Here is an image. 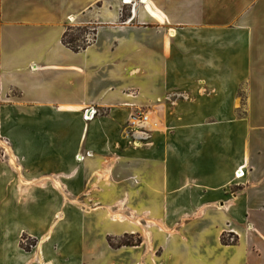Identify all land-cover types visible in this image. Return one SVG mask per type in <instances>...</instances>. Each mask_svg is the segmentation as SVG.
<instances>
[{
  "label": "crops",
  "instance_id": "0c3cea01",
  "mask_svg": "<svg viewBox=\"0 0 264 264\" xmlns=\"http://www.w3.org/2000/svg\"><path fill=\"white\" fill-rule=\"evenodd\" d=\"M0 145V264H264V0H0Z\"/></svg>",
  "mask_w": 264,
  "mask_h": 264
},
{
  "label": "rangeland",
  "instance_id": "374dc122",
  "mask_svg": "<svg viewBox=\"0 0 264 264\" xmlns=\"http://www.w3.org/2000/svg\"><path fill=\"white\" fill-rule=\"evenodd\" d=\"M67 29H68L69 36L70 35H73V36H77L78 37V39L75 41V44H78V45H82L83 43H85L87 41V38H91L92 37L91 30L88 27H85V26H82V25H77V24H74V23H70V24H68ZM3 149L6 150V148L4 146H1L0 145V155H3ZM45 209L46 208H44V210H43V215L46 216V217H48L50 219L51 218V210L50 209H46L45 210ZM28 211H29L28 218H26L25 216L24 217L26 218V220H27L28 223H30L33 226H35L36 223L34 222V219L33 220L30 219V218H34L35 215H36L34 205H32L31 208H30V210H28ZM114 211H116V210H114ZM16 216L19 219H21V211L20 210H18L16 212ZM112 218L114 219L113 216H112ZM57 227H59V230H62V232H63L64 235H66V236H72V229L70 228V226H68L66 224H63L62 222H58L57 223ZM96 230H98V226L96 227ZM231 237L232 236L229 237L228 241H231L230 240ZM138 241H139L138 238L135 239L133 237H130L129 238V237H126L125 236V237H122L120 240H118V243H123V244H136ZM111 243H112V245H116V243L113 242V241H111ZM21 244H22V246L24 248L30 249V247L32 245H34L35 242L32 241V240L23 238V241L21 242ZM81 258H82V256H81Z\"/></svg>",
  "mask_w": 264,
  "mask_h": 264
},
{
  "label": "built area",
  "instance_id": "2783aa9c",
  "mask_svg": "<svg viewBox=\"0 0 264 264\" xmlns=\"http://www.w3.org/2000/svg\"><path fill=\"white\" fill-rule=\"evenodd\" d=\"M129 5L135 6L136 3H142L145 4L146 0H129ZM123 4H126V0H122ZM120 13H122V9L120 10ZM91 38H87L86 43H88L90 41ZM96 114V110L92 109V108H87L83 111V119L85 121L90 120L91 118L94 117V115ZM150 121V117H148V115H144V114H133L131 116V124L134 126L133 129L135 130H140L141 128H143V126L148 123ZM80 159H82V156H79ZM242 167V166H241ZM244 175V172L239 171V169L237 170V172L235 173V177L236 178H240ZM231 241H234V237L230 238Z\"/></svg>",
  "mask_w": 264,
  "mask_h": 264
},
{
  "label": "trees",
  "instance_id": "16d2710c",
  "mask_svg": "<svg viewBox=\"0 0 264 264\" xmlns=\"http://www.w3.org/2000/svg\"><path fill=\"white\" fill-rule=\"evenodd\" d=\"M68 29L63 34V42L68 45L72 50L78 51L83 48L87 43H83L82 45L75 44V41L78 39L77 36L70 35L69 37Z\"/></svg>",
  "mask_w": 264,
  "mask_h": 264
},
{
  "label": "bare ground",
  "instance_id": "6f19581e",
  "mask_svg": "<svg viewBox=\"0 0 264 264\" xmlns=\"http://www.w3.org/2000/svg\"><path fill=\"white\" fill-rule=\"evenodd\" d=\"M126 2L129 3L130 1L129 0H126ZM112 214H113V217H115L117 220H122V218H124V214L122 213V210L121 209L117 210V212H114Z\"/></svg>",
  "mask_w": 264,
  "mask_h": 264
}]
</instances>
